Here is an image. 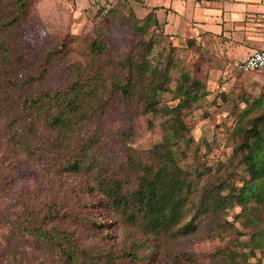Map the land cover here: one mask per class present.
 Masks as SVG:
<instances>
[{
	"label": "trees",
	"instance_id": "1",
	"mask_svg": "<svg viewBox=\"0 0 264 264\" xmlns=\"http://www.w3.org/2000/svg\"><path fill=\"white\" fill-rule=\"evenodd\" d=\"M0 3V136L7 132L10 158L24 157L50 174L77 179L84 197L77 211L54 210L27 220L25 230L40 250L61 264H157L163 255L178 264L172 245L196 234L202 224L215 238L248 235L225 220L235 207L241 208L235 222L251 235L245 249L254 255L264 247V89L258 97L243 99L244 108L235 107L231 159L214 167L203 162L212 151L210 144L192 138L186 119L206 100V82L185 70L173 88L172 53L164 52L159 62L150 59L153 36L166 25L154 8L144 18L133 11L126 18L139 41L125 60H105L97 69L73 66L74 78L66 88L31 93L4 115L13 64L7 40L19 38L16 29L27 20L31 0ZM117 51L96 24L91 65ZM164 95L176 104L164 103ZM112 105L122 107L130 122L140 114L159 120L163 131L158 142L138 147L127 144L136 136L134 128L121 132L125 157L115 168L108 163L98 130L91 137L82 134ZM148 127L153 129L154 122ZM39 138L46 146L37 143ZM239 170L246 175L241 182L236 180ZM62 222L94 230L100 239L86 245L65 236L58 228ZM112 227L123 237L119 247L109 243L112 234H105ZM237 249L225 248L212 258L217 264H248L247 254ZM180 257L192 263L191 254Z\"/></svg>",
	"mask_w": 264,
	"mask_h": 264
},
{
	"label": "rangeland",
	"instance_id": "2",
	"mask_svg": "<svg viewBox=\"0 0 264 264\" xmlns=\"http://www.w3.org/2000/svg\"><path fill=\"white\" fill-rule=\"evenodd\" d=\"M10 1L13 0H0L4 4ZM131 11L138 18L148 14L142 0H31L27 20L16 29L19 38L7 40L13 64L10 69L12 82L7 83L8 101L5 102L4 115L18 109L31 93L66 88L74 78L73 66L97 69L105 60H125L139 41L126 19ZM96 24H100L105 34L116 43L118 51L100 58L92 66L89 46ZM152 40L150 59L153 62H159L164 52L172 53L175 62L171 73L173 88L185 70L206 82L208 96L189 113L186 122L196 142L210 144L212 151L203 162L207 161L212 167L218 161L227 163L233 154L229 132L235 121V107L244 108L243 99L258 97L263 92L264 73H240L237 63L217 59L215 52L211 53L202 45L197 49L195 39L184 42L172 38L165 29L163 33L156 32ZM171 97L164 95V103L176 104ZM149 121L154 122L153 129H149ZM159 124V120L141 114L130 122L122 107L112 105L82 134L91 137L98 130L108 163L115 168L125 157L119 137L121 132L134 128L136 136L127 144L150 146L162 139L163 131ZM6 135L5 131L0 136V264H61L51 254L40 250L35 237L25 228L28 227V219L36 221L47 213L48 216L53 214L54 210L64 214L77 211L79 200L84 199L76 186L78 181L50 174L43 166L33 165L24 157L10 158ZM37 143L46 146L40 138ZM202 147L205 150V146ZM238 172L236 180L241 182L246 175L242 170ZM240 213L241 208L235 207L225 220L236 224L248 235L239 237L233 233L215 238L202 224L196 234L181 237L172 245V250L178 255V264H217L212 255L235 245L239 253L247 254L248 264H264V247L256 249L254 255L245 249L251 235L235 222V216ZM58 228L65 236L75 237L86 245L100 239L94 230L79 228L73 222H62ZM105 234L113 235L110 244L121 245L123 237L117 227L105 230ZM183 253L193 256L192 263L180 257ZM160 260L163 262L157 264H172L164 255Z\"/></svg>",
	"mask_w": 264,
	"mask_h": 264
},
{
	"label": "crops",
	"instance_id": "3",
	"mask_svg": "<svg viewBox=\"0 0 264 264\" xmlns=\"http://www.w3.org/2000/svg\"><path fill=\"white\" fill-rule=\"evenodd\" d=\"M154 8L165 33L195 39L217 59L239 63L264 51V0H142ZM225 65V64H224Z\"/></svg>",
	"mask_w": 264,
	"mask_h": 264
},
{
	"label": "built area",
	"instance_id": "4",
	"mask_svg": "<svg viewBox=\"0 0 264 264\" xmlns=\"http://www.w3.org/2000/svg\"><path fill=\"white\" fill-rule=\"evenodd\" d=\"M239 72L248 73H264V51H257L249 56L246 60L239 62L237 65Z\"/></svg>",
	"mask_w": 264,
	"mask_h": 264
}]
</instances>
